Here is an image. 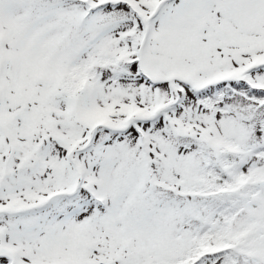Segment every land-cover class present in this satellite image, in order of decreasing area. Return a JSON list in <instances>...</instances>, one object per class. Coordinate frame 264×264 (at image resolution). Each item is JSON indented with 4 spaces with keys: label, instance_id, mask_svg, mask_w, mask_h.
<instances>
[{
    "label": "snow or ice",
    "instance_id": "1",
    "mask_svg": "<svg viewBox=\"0 0 264 264\" xmlns=\"http://www.w3.org/2000/svg\"><path fill=\"white\" fill-rule=\"evenodd\" d=\"M0 264H264V0H0Z\"/></svg>",
    "mask_w": 264,
    "mask_h": 264
}]
</instances>
